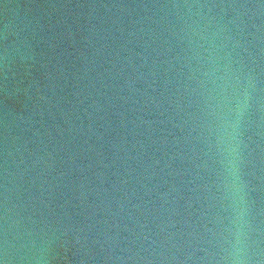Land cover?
Returning a JSON list of instances; mask_svg holds the SVG:
<instances>
[{
  "label": "water",
  "instance_id": "95a60500",
  "mask_svg": "<svg viewBox=\"0 0 264 264\" xmlns=\"http://www.w3.org/2000/svg\"><path fill=\"white\" fill-rule=\"evenodd\" d=\"M0 264H264V0H0Z\"/></svg>",
  "mask_w": 264,
  "mask_h": 264
}]
</instances>
